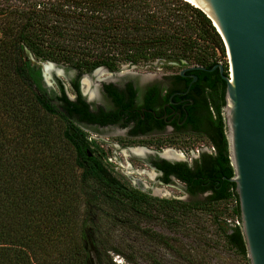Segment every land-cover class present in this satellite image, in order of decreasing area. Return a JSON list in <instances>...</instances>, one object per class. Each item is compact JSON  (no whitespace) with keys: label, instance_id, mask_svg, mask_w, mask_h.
I'll list each match as a JSON object with an SVG mask.
<instances>
[{"label":"trees","instance_id":"1","mask_svg":"<svg viewBox=\"0 0 264 264\" xmlns=\"http://www.w3.org/2000/svg\"><path fill=\"white\" fill-rule=\"evenodd\" d=\"M15 1L0 8V264H93L88 219L80 223L76 214L78 194L89 213L101 202L113 209H124L125 204L146 219L157 214L181 224L191 205L204 208L233 200L232 214L240 223L221 104L214 141L218 154L208 170L211 201L114 202L126 195L123 190L107 182L92 163L79 162L86 169L80 176L71 155L61 148L56 123L47 116L59 109L47 96L42 71L26 55L81 73L156 60L185 62L207 69L193 73L216 90L225 105L228 64L222 75L220 64L211 58L217 51L224 55L225 46L202 10L184 0ZM62 140L83 155L76 138ZM217 220L226 245L250 264L241 226ZM151 236L159 240V234ZM101 254L105 264H116L107 250Z\"/></svg>","mask_w":264,"mask_h":264},{"label":"flooded vegetation","instance_id":"2","mask_svg":"<svg viewBox=\"0 0 264 264\" xmlns=\"http://www.w3.org/2000/svg\"><path fill=\"white\" fill-rule=\"evenodd\" d=\"M189 67L184 64L178 73L159 72V67L154 72L105 67L87 74L66 69L64 75L53 72L48 82L42 75L47 96L59 109L47 113L48 119L64 139L76 138L82 149L83 155L68 145L78 174L86 170L79 162L95 164L107 182L126 194L114 202L212 200L208 170L218 154L214 141L218 142L220 104L226 136L225 105L194 71L182 74ZM123 159L126 166L118 165ZM169 188L185 198L171 195Z\"/></svg>","mask_w":264,"mask_h":264},{"label":"water","instance_id":"3","mask_svg":"<svg viewBox=\"0 0 264 264\" xmlns=\"http://www.w3.org/2000/svg\"><path fill=\"white\" fill-rule=\"evenodd\" d=\"M202 10L220 34L229 59L223 115L228 152L239 199L240 223L250 264H264V0H185ZM27 60L42 71L46 82L65 67L38 62L26 52ZM185 64V62H183ZM178 64L157 60L145 67ZM224 74L222 65L217 66ZM214 67L212 70H215ZM99 71H105L100 67ZM207 71L189 67L182 71ZM49 76V78H47ZM197 77L194 76L193 82Z\"/></svg>","mask_w":264,"mask_h":264},{"label":"rangeland","instance_id":"4","mask_svg":"<svg viewBox=\"0 0 264 264\" xmlns=\"http://www.w3.org/2000/svg\"><path fill=\"white\" fill-rule=\"evenodd\" d=\"M15 2L0 0V8L6 9L9 4L14 5ZM211 58L222 66L227 63L229 69L226 50L224 55L217 51ZM144 64L146 63L139 66L145 67ZM127 65L130 64L122 66ZM183 67L184 64L160 65L159 72L178 73ZM150 68L138 72L155 71L154 67ZM59 78L67 84L63 77ZM59 138L65 154L72 156L70 148L64 145L60 135ZM115 158L113 155L114 162ZM125 160L117 162L118 165L126 166ZM167 191L178 199L185 198L181 191L173 188ZM76 200L78 203L76 214L80 223L88 219L86 232L90 237L89 248L93 264H105L101 254L103 250L108 251L109 258L116 264H247L237 251L226 245L217 225V219L236 224L237 220L232 214L235 206L233 200L204 208L200 205L196 207L191 205V210L182 224L168 222L157 214H151L152 218L146 219L139 216V210L131 209L125 204L124 209L121 207L113 209L101 202L100 207L89 213L85 199L78 194ZM154 234H159V240L151 236ZM115 250L123 257L116 255Z\"/></svg>","mask_w":264,"mask_h":264},{"label":"built area","instance_id":"5","mask_svg":"<svg viewBox=\"0 0 264 264\" xmlns=\"http://www.w3.org/2000/svg\"><path fill=\"white\" fill-rule=\"evenodd\" d=\"M236 224H238V225H239V223H238V222H236Z\"/></svg>","mask_w":264,"mask_h":264},{"label":"bare ground","instance_id":"6","mask_svg":"<svg viewBox=\"0 0 264 264\" xmlns=\"http://www.w3.org/2000/svg\"><path fill=\"white\" fill-rule=\"evenodd\" d=\"M185 1V0H184ZM47 78H49V76L47 77ZM161 191V190H160Z\"/></svg>","mask_w":264,"mask_h":264}]
</instances>
